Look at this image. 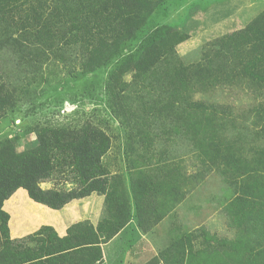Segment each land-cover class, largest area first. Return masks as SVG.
<instances>
[{"label": "trees", "instance_id": "trees-1", "mask_svg": "<svg viewBox=\"0 0 264 264\" xmlns=\"http://www.w3.org/2000/svg\"><path fill=\"white\" fill-rule=\"evenodd\" d=\"M151 3L153 0H0V50L8 45L19 64L39 67L41 56L47 60V51L62 63L65 47L67 51L76 48L80 66L76 77L108 69L106 90L111 96L135 86L138 108L128 114L135 125L141 121L144 127L138 128L141 153L130 148L126 163L131 172L142 174L138 166L154 164L155 126H163L175 141H186L189 153L199 162L216 165L231 192L224 211L234 237L217 239L206 232L177 235L158 253L163 264H264V147H243L240 134L230 139L225 128L234 123L227 110L194 99L209 88L232 86L241 79L258 93L264 89V18L219 38L211 55L201 52L195 61L185 62L175 49L188 34L171 32L167 26L154 29L151 39L144 38L132 48L130 40ZM129 74L130 81H124ZM7 77L0 72V119L17 100L7 88ZM258 108L252 124L260 123L255 138L264 140V103ZM33 133V148L28 151L10 148L4 152L6 148L0 146V264H100L101 245L124 227L131 213L125 194L116 201L120 195L114 188L115 178L103 164L109 138L101 131L39 129ZM167 160L164 151L151 170L155 176L137 178L131 188L133 212L140 224L144 218L156 223L185 196L178 179H173L177 168L167 169ZM59 161L71 165L78 187L66 192L41 188ZM19 189L33 202L54 211L92 194L106 195V202L114 206L108 205L107 217L96 227L78 222L59 237L52 227L41 226L30 235L11 239L10 217L2 207ZM159 196L164 203L145 208Z\"/></svg>", "mask_w": 264, "mask_h": 264}, {"label": "rangeland", "instance_id": "rangeland-1", "mask_svg": "<svg viewBox=\"0 0 264 264\" xmlns=\"http://www.w3.org/2000/svg\"><path fill=\"white\" fill-rule=\"evenodd\" d=\"M151 5L134 38L130 40L132 48H137L144 38L151 39L154 29L167 26L171 32L188 34V39L175 49L177 56L185 62L195 61L201 52L211 55L219 38L264 18V0H153ZM66 49L65 62L56 61L54 54L47 51V60L44 61L45 56H41V64L35 67L19 64L18 56L3 44L0 72L8 76L7 88L17 96V100L0 119V146L6 148L4 152L10 148L16 152L28 151L33 148V132L39 129L64 130L67 133L101 131L109 138L110 148L103 156V164L115 178L116 193L126 195L131 213L124 227L110 241L101 245L100 264H163L158 257L159 251L185 232H206L217 239L233 238L234 232L224 211L231 192L216 170V165L210 167L199 162L189 153L186 141H175L176 138L173 140L162 130L163 126H155L154 164L150 168L138 166L142 174L131 172L126 163L130 158V148L134 146L137 153H141L143 143L138 138V128L144 127L139 120L135 125L128 114L138 108L135 86L124 88L119 96H111L106 90L108 69L100 68L76 77L75 73L80 71L79 60L75 56L78 51L76 48ZM123 79L129 82L131 75ZM231 85L209 88L196 94L194 99L218 104L227 110L228 117L234 123L233 127L227 124L225 128L230 139L240 134L243 147H264V140L255 138V134L260 132V123L252 124L255 112L260 109L258 106L264 103V89L258 93L243 79ZM164 151L168 156L167 169L176 166L173 179L176 182L178 179L185 196L156 223L151 224L149 218H144L140 224L133 212L131 188L137 178L155 176L151 170L153 167L155 169L156 160L161 161ZM72 171L67 161H59L54 164L51 177L40 185L41 188L65 192L75 189L78 183ZM144 171L146 175H143ZM161 174L165 178L164 172ZM105 199L106 195L92 194L54 211L33 202L25 190L19 189L4 202L2 208L10 217L9 234L18 237L21 233H26L22 236L31 234L41 226L66 231L75 223L87 221L96 227L107 217L108 205L114 206ZM120 199L121 195L116 201ZM162 203L164 201L159 196L145 208H155ZM88 209H91V213H87ZM86 216L90 218L83 220Z\"/></svg>", "mask_w": 264, "mask_h": 264}, {"label": "crops", "instance_id": "crops-1", "mask_svg": "<svg viewBox=\"0 0 264 264\" xmlns=\"http://www.w3.org/2000/svg\"><path fill=\"white\" fill-rule=\"evenodd\" d=\"M87 213H91V209H88L87 210ZM77 218H79V217H77ZM90 217H88V216H86V217H84V218H82L83 220H86V219H89ZM82 219H80L79 221H82ZM9 222H10V218H9ZM9 222H8V227H9ZM51 227V226H50ZM53 228V227H52ZM63 228H65V227H62V229ZM39 229V228H38ZM38 229H36L35 231H37ZM54 229V228H53ZM67 229V228H66ZM55 230V229H54ZM34 231V232H35ZM9 232H10V229H9ZM55 232L57 233V235L59 236V237H62V236H64L65 234H64V232H66V231H64V230H62V231H57V229L55 230ZM23 234H26V233H21L18 237H12L11 236V233H10V237H11V239H18V238H22V237H25V236H27V235H25V236H22ZM32 234V233H31ZM28 235H30V234H28ZM22 236V237H21Z\"/></svg>", "mask_w": 264, "mask_h": 264}]
</instances>
